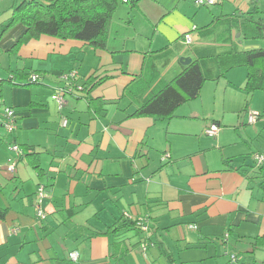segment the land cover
Wrapping results in <instances>:
<instances>
[{"label": "crops", "instance_id": "obj_1", "mask_svg": "<svg viewBox=\"0 0 264 264\" xmlns=\"http://www.w3.org/2000/svg\"><path fill=\"white\" fill-rule=\"evenodd\" d=\"M9 4L0 0V89L16 129L0 127V207L7 209L0 264H226L251 252L254 238L264 236V168L252 157L264 153V93L243 92L246 71L206 82L170 121L126 117L131 102L181 73V57L241 50L239 24L250 10L217 14L189 0H138L122 3L105 49L40 36L12 50L25 28L4 31ZM189 30L192 44L184 46ZM70 70L91 91L66 96L59 112L51 95ZM32 73L38 83L29 84ZM248 109L260 114L252 126ZM209 124L219 127L215 137L203 133ZM13 143L38 154L44 177L25 158L7 173ZM164 153L170 160L162 161ZM40 183L48 194L42 224L33 209ZM123 212L147 216L150 231L107 233ZM146 238L154 246L143 255L132 246Z\"/></svg>", "mask_w": 264, "mask_h": 264}, {"label": "trees", "instance_id": "obj_2", "mask_svg": "<svg viewBox=\"0 0 264 264\" xmlns=\"http://www.w3.org/2000/svg\"><path fill=\"white\" fill-rule=\"evenodd\" d=\"M137 2L138 0H131L130 2L129 0L127 2L122 0H12L11 17L5 23L3 29L5 31V29L7 30L15 25H21L25 28L23 35L13 45L12 50H16L21 45L26 44L30 40H36L40 36H47L61 41H81L95 49H105L113 17L119 4L131 3L130 6H133ZM258 3L259 0H250L252 9L246 13V18L239 24V33L241 35L239 41L242 42L241 50H226L217 53L212 49H205L204 56L192 59L189 65L183 67L181 73L167 82L157 92L131 102L130 104L134 106V109L126 117H151L158 121H170L175 118V112L180 106L200 97L202 87L206 82L224 78L228 71L237 68H245L246 80L242 90L246 95H252L255 92L264 93V7L259 8ZM192 4L196 6L194 3ZM217 4L220 3L213 5ZM196 7L207 8L208 6ZM216 19L218 20L219 18ZM209 27H211V24L200 30L208 29ZM195 29L196 27H194L193 31ZM213 30L215 29L210 28L207 35L212 36L214 34ZM188 34L191 36L190 33ZM184 35L182 41L184 40ZM243 47L250 48L244 50ZM86 85L87 93L91 91L89 90L91 85H88L87 82ZM247 114L248 110L245 111L246 118ZM259 118L260 114L255 123L258 122ZM21 149L23 155L18 159V162L25 158L28 165L38 173L39 178L44 177L42 175L43 170L39 165L38 154L30 153L28 148ZM256 154L264 156V153L261 152ZM259 168L263 169L264 164ZM39 187L43 188L46 198L48 197L45 185L40 183L34 193L33 204ZM6 212V208L0 207V220L5 218ZM43 212L44 218L36 219L40 224L46 218L44 209ZM121 217L122 221L110 227L107 233L116 234L124 230H138L141 232L136 224L138 219L143 217H133L126 212H123ZM149 231L148 218V230L146 233ZM228 235H231V231L228 232ZM137 245H139L140 252L145 255L148 249L154 246V243L146 238L132 247ZM252 249L251 252L242 254L239 257L230 255L235 257L233 260L234 264H264V254L260 261H257L256 256V251L264 252V236L254 238ZM118 261L120 260L118 259ZM167 261L168 264H175L171 259ZM230 262L232 261L228 260V263Z\"/></svg>", "mask_w": 264, "mask_h": 264}, {"label": "built area", "instance_id": "obj_3", "mask_svg": "<svg viewBox=\"0 0 264 264\" xmlns=\"http://www.w3.org/2000/svg\"><path fill=\"white\" fill-rule=\"evenodd\" d=\"M123 2H127V0H122ZM192 3H194L196 6H210L215 3H220V0H190ZM194 27L192 28V30ZM191 43V36L187 33L184 35L183 44L184 46H189ZM60 81L62 82L61 86H58L53 89V93L51 95V99L57 104L58 111L61 112L64 108L66 102L65 97L75 95L77 93H86V86L84 84H81L77 82L78 75L75 70H70L66 73H63L59 76ZM40 81V77L37 74H30L28 76V82L29 84H35ZM1 82L0 79V88H1ZM258 113L255 111H248L247 114V121L248 124L253 125L255 124ZM15 122H16V115L13 108L8 107L4 104L2 97H1V89H0V127L3 128L7 133H12L15 129ZM67 118L65 116H61L60 118V127L64 128L67 125ZM203 133L206 136L209 137H215L218 133V126L216 124H209L203 131ZM9 151H11L14 154V157L8 159L7 165H6V171L8 174L13 175L15 173L16 165L18 163V159L23 155V151L19 145L16 143H13L9 146ZM253 160L255 162V165L257 167H260L264 164V156L255 154L252 156ZM170 160V154L164 153L162 155V161ZM46 198V195L43 192V188L39 187L37 190V194L35 196L33 208H34V214L36 219H43L44 218V212L41 206L42 200ZM137 227L141 230V232L146 233L148 230V218L143 217L139 218L137 221ZM145 249V248H143ZM77 254L71 253L70 259L72 261L77 260ZM235 259L234 256H231V260L233 261Z\"/></svg>", "mask_w": 264, "mask_h": 264}, {"label": "rangeland", "instance_id": "obj_4", "mask_svg": "<svg viewBox=\"0 0 264 264\" xmlns=\"http://www.w3.org/2000/svg\"><path fill=\"white\" fill-rule=\"evenodd\" d=\"M223 4V5H222ZM220 5H218V7H214L213 6H208V8H210V10H213V12L217 13V14H220V12H223V13H231V11L235 8H244L245 11H248V10H251L252 9V5L250 4V0H220ZM4 6V5H3ZM11 4H9L7 7H10ZM123 6L122 3L119 4L118 6V9L116 11V13L114 14V17H113V21H116L118 18H120V8ZM258 7L259 8H263L264 7V1L263 0H259V3H258ZM202 9L206 10L205 7H202ZM208 10V9H207ZM191 30V29H190ZM190 30L188 31L191 36H192V32H190ZM196 41V39H195ZM198 42V40H197ZM240 70H242L243 72H245V68H239ZM251 110V109H248V111ZM249 126V125H248ZM252 126V125H251ZM10 134V133H9ZM11 152V151H10ZM12 153V152H11ZM13 157V156H12ZM19 163V162H18ZM28 168V167H27ZM9 182V181H7ZM0 185L1 187L5 188L6 187V181L5 179H0ZM4 193V191H3ZM226 249L224 250L225 252V255L227 256V253H226ZM228 252V251H227ZM257 257L261 256V253H259V251L256 253ZM223 256V255H222ZM196 257H200V254H197L194 258ZM229 258V256H227ZM222 258V257H221ZM223 259V258H222ZM227 264V263H226ZM230 264H234V262H230Z\"/></svg>", "mask_w": 264, "mask_h": 264}, {"label": "water", "instance_id": "obj_5", "mask_svg": "<svg viewBox=\"0 0 264 264\" xmlns=\"http://www.w3.org/2000/svg\"><path fill=\"white\" fill-rule=\"evenodd\" d=\"M249 48H250V47H246L245 50H247V49H249ZM254 48H256V47H254ZM190 62H191V59H190V58H184V57H181V58L179 59V63H180L182 66H187V65L190 64Z\"/></svg>", "mask_w": 264, "mask_h": 264}]
</instances>
